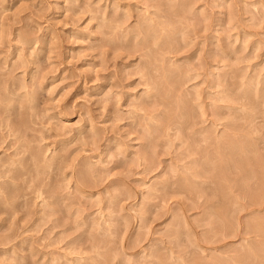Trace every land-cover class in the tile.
Instances as JSON below:
<instances>
[{
	"label": "rangeland",
	"instance_id": "rangeland-1",
	"mask_svg": "<svg viewBox=\"0 0 264 264\" xmlns=\"http://www.w3.org/2000/svg\"><path fill=\"white\" fill-rule=\"evenodd\" d=\"M263 155L264 0H0V264H264Z\"/></svg>",
	"mask_w": 264,
	"mask_h": 264
},
{
	"label": "bare ground",
	"instance_id": "bare-ground-1",
	"mask_svg": "<svg viewBox=\"0 0 264 264\" xmlns=\"http://www.w3.org/2000/svg\"><path fill=\"white\" fill-rule=\"evenodd\" d=\"M236 142H237V141H236ZM248 142H249V141H248ZM232 143H233V142H232ZM239 143H240V142H239ZM242 143H243V142H242ZM244 143H245V142H244ZM234 144H235V143H234ZM245 144H246V143H245ZM241 145H242V144H241ZM241 145H238V147L241 146ZM236 146H237V145H235V146H234L235 148H233L232 150L235 151V150H236ZM243 147H244V144H243ZM239 148H241V149H238V148H237V149L239 150V151L237 150V153H236V151H235V153H233L234 151L231 152V153H229V157H230V159H231V162H232V161H235V160L237 161V159H238L237 162L235 161L234 163H231V164H233V165L236 164V166L234 165L235 168H236V167H239V166H241V165L243 166V165L245 164V163H244L245 161L243 162V160H245L246 157H245V159H244V157H243L242 154L245 153V152L247 153V150H248V149H247V150H246V149H243V150H242V146L239 147ZM246 148H247V147H246ZM249 148H251V147H249ZM232 150H230V151H232ZM249 150H253V148H252V149H249ZM249 150H248V151H249ZM225 151H226V150H225ZM258 151H259V150H258ZM249 152H254V151H249ZM249 152H248V153H249ZM256 152H257V151H256ZM227 153H228V152H227ZM227 153H226V154H227ZM246 153H245V154H246ZM226 154H225V156H226ZM251 154H252V153H251ZM247 155H248V154H247ZM233 156H234V158H233ZM249 156H250V155H249ZM254 156H255V155H254ZM257 156H258V155H257ZM257 156H256V157H257ZM227 157H228V156H227ZM229 157H228V159H229ZM241 157H243V158H241ZM247 157H248V156H247ZM262 157L264 158V155H263ZM262 157L260 156V159L262 160V162H264V159H263ZM232 158H233V160H232ZM236 158H237V159H236ZM249 158H250V157H249ZM252 158H253V157H252ZM252 158H251V159H252ZM225 159H226V157H225ZM234 159H235V160H234ZM242 159H243V160H242ZM253 159H254V158H253ZM260 159L258 160V162H259V161L261 162ZM239 160H240V161H239ZM226 161H227V159H226ZM249 161H250V159H249ZM222 162H223V161H222ZM247 162H248V161H247ZM260 162H259V164H260ZM229 163H230V162H229ZM237 163H238V164H237ZM250 163H251V162H250ZM252 164H253V163H252ZM254 164H255V163H254ZM261 164H262V163H261ZM237 165H238V166H237ZM262 165L264 166V163H263ZM244 166H246V165H244ZM249 166H250V164H249ZM254 166H257V165H254ZM258 166H260V165H258ZM247 167H248V166H247ZM252 167H253V165H252ZM249 168H250L251 170L253 169V168H251V166H250ZM258 168H259V167H257V169H256V167H254V169H255L256 171L258 170L257 173H259V169H258ZM260 168H261V167H260ZM241 169H242V168H241ZM244 169L246 170L245 167H244ZM250 169H248V170H250ZM225 170H226V169H225ZM248 170H247V171H248ZM251 170H250L249 172H252ZM255 170H253V171H255ZM261 170H262V169H261ZM261 170H260V173H262ZM263 171H264V169H263ZM239 172H240V171H239ZM257 173H255V174H257ZM262 174H264V173H262ZM251 176H252V175H251ZM255 176H256V175H255ZM252 177H253V176H252ZM252 177H251V178H252ZM259 177H260V176H259ZM259 177H256V178L259 179ZM262 177H263V175H262ZM251 178H250V180H251ZM253 178H254V177H253ZM263 178H264V177H263ZM261 179H262V178H261ZM244 180H245V179H244ZM253 180H255V178H254ZM220 181H221V180H220ZM255 181L257 182V180H255ZM253 182H254V181H253ZM257 183H258V182H257ZM259 183H260V185L263 187L264 184L262 185L261 182H259ZM225 184H226V183H225ZM256 186H257V185H256ZM261 186H260V187H261ZM258 187H259V186H258ZM249 188H250V187H249ZM249 188H248V189H249ZM260 189H261V188H260ZM254 190H255V189H254ZM261 190H262V189H261ZM215 192H216V191H215ZM261 192H262V191H261ZM216 193H217V192H216ZM203 194H204V193H203ZM253 195H254V193H253ZM256 195H257V194H256ZM254 196H255V195H254ZM256 197H257V196H256ZM254 198H255V197H254ZM256 200H257V199H256ZM216 215H217V214H216ZM261 231H262V230H261Z\"/></svg>",
	"mask_w": 264,
	"mask_h": 264
}]
</instances>
